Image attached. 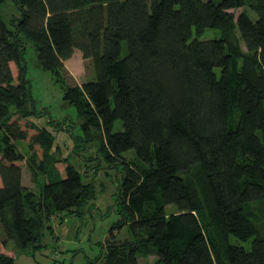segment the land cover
<instances>
[{
  "label": "trees",
  "instance_id": "1",
  "mask_svg": "<svg viewBox=\"0 0 264 264\" xmlns=\"http://www.w3.org/2000/svg\"><path fill=\"white\" fill-rule=\"evenodd\" d=\"M5 1L0 247L35 250L46 229L56 240L51 222L79 217L97 197L94 178L85 181L67 158L53 160L54 135L32 121L24 55L33 49L83 130L122 169L123 218L109 230L101 264L149 256L148 264H264L254 212L264 205V0H11L10 19ZM207 29L221 37L200 40ZM76 50L94 70L82 85L64 77ZM118 120L123 130L113 132ZM17 141L27 143L28 161ZM24 163L37 189L23 184ZM15 259L0 248V264Z\"/></svg>",
  "mask_w": 264,
  "mask_h": 264
},
{
  "label": "rangeland",
  "instance_id": "2",
  "mask_svg": "<svg viewBox=\"0 0 264 264\" xmlns=\"http://www.w3.org/2000/svg\"><path fill=\"white\" fill-rule=\"evenodd\" d=\"M242 9L231 10L236 17ZM17 14L11 0L5 1L3 17L10 19ZM221 33L217 29H207L199 37L200 40L219 39ZM67 68L69 74L64 77L69 84L84 82L94 78V70L90 60H85L79 50H76ZM25 57V78L32 100L30 109L33 111L32 121L39 128L47 129L54 135V146L51 158L63 162L66 158L82 174L85 181L94 178L97 197L91 202L90 207H85L79 217L69 215L63 220L55 218L51 222L54 229L53 240L49 230H45L41 243L42 247L35 250L27 249L19 251L10 241L2 245L1 250L15 257V264H101L106 251L105 242L109 238V230L120 224L122 213L119 211L118 195L122 182V169L112 166L100 150L99 139L95 134L91 136L82 128L84 120L75 107L63 99L64 90L56 82L52 73L44 71L37 63L33 49H27ZM68 60V62H69ZM15 80L19 78L20 69L15 63L11 64ZM17 82V81H16ZM123 130L121 121H116L113 132ZM20 152L25 160L30 157L28 145L24 141H17ZM44 150H39L41 157ZM45 155V154H44ZM127 158L134 156V151L124 154ZM1 160V157H0ZM51 172L55 171L54 164L48 165ZM23 184L31 189L36 188L31 170L27 163L22 166ZM40 180L42 175H40ZM42 181V180H41ZM0 187L2 180L0 177ZM168 212H175V208L169 207ZM254 212L260 217V226L264 233V205L254 206ZM127 232H121L119 238H125ZM5 239L0 228V242ZM233 244H240L247 248L251 241L241 242L231 238ZM154 256L140 260V264H148L155 261Z\"/></svg>",
  "mask_w": 264,
  "mask_h": 264
},
{
  "label": "crops",
  "instance_id": "3",
  "mask_svg": "<svg viewBox=\"0 0 264 264\" xmlns=\"http://www.w3.org/2000/svg\"><path fill=\"white\" fill-rule=\"evenodd\" d=\"M73 57H74V56H73ZM65 65H66L67 68H69V66H70V60H69V62L66 61V62H65Z\"/></svg>",
  "mask_w": 264,
  "mask_h": 264
}]
</instances>
